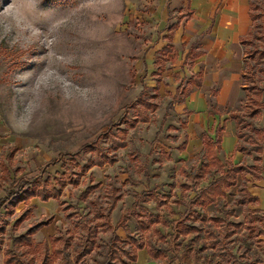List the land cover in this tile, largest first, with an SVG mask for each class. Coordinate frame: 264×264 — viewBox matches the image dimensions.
I'll use <instances>...</instances> for the list:
<instances>
[{
  "label": "rangeland",
  "instance_id": "1",
  "mask_svg": "<svg viewBox=\"0 0 264 264\" xmlns=\"http://www.w3.org/2000/svg\"><path fill=\"white\" fill-rule=\"evenodd\" d=\"M161 6L160 0H0V116L6 133L0 160L17 150L10 180L2 178L0 169V198L6 195L13 177L34 181L81 175L80 185H68L58 200L42 202L35 198L28 205L20 204L8 217L2 210L0 227L5 232L0 234L4 240L0 264H6L4 250L11 247L9 240L42 222L50 224L33 236V247L63 237L71 241V253L83 240L85 227L94 228L97 245L81 264H136L132 261V240L158 249L169 248L166 258L153 264L175 256L177 264H255V253L264 259V236L257 237V232L248 228L249 209L254 206H231L238 195L236 188L204 209L215 218L228 209L235 211L229 220L241 228L229 239L224 238L227 251L213 246L211 237L204 234L208 231L206 223L195 224L203 231L200 238H194L196 233L174 235L172 222L180 218L184 204L194 196L193 176L204 161L203 131L211 132L218 121L208 114L211 108L207 107L208 103L216 104L217 95L210 94L199 76L194 80L192 75L199 68L208 75L215 69L223 71V76L237 73L236 98L224 116L231 120L229 113H243L246 104L239 74L245 57L241 46L230 45L235 71L220 61L210 68L204 58L183 64L190 45L208 49L211 37L206 30L211 20L217 22V14H210L208 24L192 34L185 29L179 32L176 59L157 75L156 60L167 33V21L158 16ZM174 22L172 19L169 25ZM158 83L159 109L151 115V121L129 128L127 147L110 152L116 158L114 165L94 166L83 173L81 167L90 157L87 147L97 143L108 150L112 135L128 128L135 117L132 104L146 87L150 88L146 99L152 100ZM182 83L185 93L164 120ZM213 87L219 93L222 84ZM256 123L264 127V112ZM185 141L188 145L183 150ZM254 155L248 159L249 166L255 164ZM95 185L99 187L87 199H80L87 187ZM113 189L120 196L111 215L114 225L123 212L132 209L137 196H151L152 200L142 202L144 210L130 217L126 230L105 233L98 227L101 220L94 215L96 209L104 211L108 207ZM30 207L31 217L15 226ZM141 221L151 227L141 229ZM221 228L214 223L211 231L217 233ZM116 236L129 244L123 246L125 254L117 251V257L111 259L115 246H121L114 244ZM21 249L27 251L28 247L23 245Z\"/></svg>",
  "mask_w": 264,
  "mask_h": 264
},
{
  "label": "trees",
  "instance_id": "2",
  "mask_svg": "<svg viewBox=\"0 0 264 264\" xmlns=\"http://www.w3.org/2000/svg\"><path fill=\"white\" fill-rule=\"evenodd\" d=\"M191 14L188 0L185 11L176 16L177 22L169 26V33L164 37L168 41V44L160 51V56L157 59V75H162L166 71V64L172 60L170 55L174 52L172 42L175 30L178 29L180 22ZM250 18L252 25L248 34L241 39L246 56L243 74V90L246 96V104L243 113L233 111L230 114V118L235 120L238 129L236 151L243 153L247 157L256 154L255 164L253 166L246 164L236 165L231 159H222L224 156L222 149L224 125L218 124L213 130V135L205 132L203 134L204 161L196 169V173L193 176L194 185L196 186L195 196L184 204L186 210L180 215V218L172 222L173 228L175 229V236H187L190 233H196L197 235L194 238H200L203 233L202 229L195 226V224L197 222L206 223L208 231H205L204 234L211 237L214 247L220 246L224 252L227 251L224 238L229 239L236 234L237 228H241L240 224H235L229 220V217L234 215L235 211L228 209L223 212L222 217L215 218L209 217L204 209L225 198L231 188L237 185L239 175L243 176V181L239 187L238 195L235 197L231 206L247 207L257 203L258 198L253 196L248 189V184L250 183L248 175L254 179H259L262 173H264V127L258 126L256 123V119L264 111V0L250 1ZM201 55L202 53L199 51L190 50L185 59L189 61ZM159 88L160 83L154 88L156 93L151 97L152 100L146 99V93L150 88H144V91L140 94V98L131 106L134 110L135 117L130 119V121L128 119V128L121 129L115 135H112V143L108 150H105L97 143L87 147V150L90 152V157L87 163L81 167L83 173H86L94 166L103 168L107 164L114 165L116 163V158L110 156V152L116 153L118 150L127 147L125 139L129 128H135L140 123L147 124L151 121V115L159 109V105L156 103L159 97ZM185 89L186 87L183 83L178 87L173 100L167 107L164 120L180 101V96L185 93ZM212 107L215 114H221L216 107L213 105ZM185 146L186 144L181 148L185 149ZM16 153V149L11 150L6 154L3 161H1L2 178H6L5 180H10V176L13 174L10 166L13 164ZM202 180H206L208 182L207 185L202 186ZM80 181V174H76L75 178L49 176L47 179L38 178L34 181L13 177L10 185L5 189L6 195L0 198V221H2L3 216L1 213L3 209L5 210V215L8 217L15 214L16 208L20 204L25 203L28 205L35 198L42 202H49L52 199L58 200L68 185L79 186ZM98 187L99 185L87 187L80 194V199H87ZM112 192L108 207L104 211L96 209L94 215L95 219L101 220L98 227L105 233L116 229L126 230L130 217L137 216V210L139 212L144 210L141 205L142 202H150L152 200L151 196H137L132 209L123 212L118 223L114 225L111 215L120 200V196L117 195L116 189H113ZM32 213L33 209L30 207L16 221L15 226L24 223L31 217ZM249 217V230L252 233L257 232V237L264 236V217L260 215L259 211L254 209H249ZM214 223L222 227L220 229L221 231L217 233L214 230L211 231L212 224ZM49 224L50 222L36 224L24 235L11 238L9 240V242L11 241V247L8 246L4 250L6 264H81L84 258L89 256L93 252V248L97 245L96 231L93 230L94 228L92 229V227L86 226V234L83 240L79 247L72 253L70 251L72 248L71 241L65 240L63 237H55L50 242L44 240L39 245L33 247L35 243L33 236ZM261 225L262 227L260 229ZM139 226L143 230H148L151 224L141 221ZM4 232L5 228L3 226L0 227V234ZM113 241L115 245L121 244V246H115L114 250L110 253L111 259L117 257V251L123 254L125 252L123 246L129 244L127 240L123 241L119 236H116ZM3 244L4 240L0 235V252ZM23 245L28 247L27 251L21 249ZM260 245H263V241L260 242ZM143 249L148 251L153 260L166 258L169 251V248L158 249L152 245L149 246L137 240H132L131 250L133 251V262H137L138 252ZM249 250L247 249V251ZM28 255H32V257L29 258ZM255 255V264H264V259L258 253H255ZM231 258L236 259L233 255H231ZM175 260L176 256L173 260H169V262H175Z\"/></svg>",
  "mask_w": 264,
  "mask_h": 264
},
{
  "label": "crops",
  "instance_id": "3",
  "mask_svg": "<svg viewBox=\"0 0 264 264\" xmlns=\"http://www.w3.org/2000/svg\"><path fill=\"white\" fill-rule=\"evenodd\" d=\"M250 1L251 0H189V9L192 12V14L184 18L180 22L178 29H176L174 32V38L172 42L174 46V52L170 55V57L172 58L170 62H174V60L176 59V52L179 50L177 44V41L179 42V44L181 41L179 32L181 33V31L185 29L186 32L192 34V32L195 29L197 28L200 29L204 27L206 24H208L207 20H209L210 14L214 15L216 13L217 14L216 24L214 20H211L206 30V33H210V37H211L209 40L208 49L195 48L193 45H190L188 47L186 54L184 55L183 64L185 65V63L188 62L195 63V61L204 58L207 61L210 68L217 65L218 61H220L224 65L227 66L229 65V67H231V69H229L230 71H235L237 66L233 64L235 61V57H234V51L230 49V45H236V46L239 45L242 47V54L245 57L242 59L244 61V65L242 63V69L239 72L242 78L241 89L243 90V74H244L246 56L244 54V47L241 44V39L248 34V31L252 25V21L250 18ZM187 3L188 0H160V4L162 6L159 9L158 16L160 18H164L167 21L166 24L167 33L163 36V39L166 41V44L161 48V50L168 44V41L164 37L169 33L170 21L172 19H175L177 22L176 16L185 11L187 7ZM190 50L199 51L202 53V55L198 58H193L190 59L189 61H186L185 59L186 55L190 52ZM222 72L221 71L216 72L215 69L213 72L209 73L208 75L205 73V71L202 68H199L198 71H196V73L192 75L194 80H196V78L199 76L200 80L207 85L210 94L217 95L216 104L208 103L207 107L211 108L208 114L215 115L218 118V121L211 128V132L209 130H205L203 131V134L205 132H208L211 135H213V130L218 124L224 125L225 130L223 131V139H222V149L224 156L222 157V159L223 160L231 159L236 165H242V164L249 165L248 159L255 155L247 157L243 153H239L236 151V146L238 144L237 124L235 120H233L232 118H230L231 120H228L227 117L226 118L224 117L226 114V110L229 108L230 104H232V102L236 98V94H237L236 85L238 81L237 79L238 75L237 73H235L232 74L231 76L230 75L223 76ZM216 83L222 84V89L219 91V93H217L213 87V84ZM212 105L220 111L221 113L220 115L214 113V109ZM231 113L232 112L229 113V117ZM203 134H202V145H203ZM4 135H6L5 126L0 116V148L2 149L4 147V143H2V139ZM184 144H186L185 146L186 149L188 145L187 141H185L183 145ZM203 151H204V146H203ZM3 159L4 158H1L0 160L1 176H2L1 161H3ZM239 176L237 180L238 181L237 185L232 187V188H236V190L238 191L241 182L243 181V176L241 181L239 179ZM249 179H250V183L248 184V189L253 196H256L258 198V202L252 204L254 206L253 208L254 210L259 211L260 214H262V216L264 217V173L261 175L259 179H254L252 178V176ZM194 196H195V192H194ZM153 263L154 260L150 257L146 249L140 250L138 252V259L136 264H153Z\"/></svg>",
  "mask_w": 264,
  "mask_h": 264
},
{
  "label": "built area",
  "instance_id": "4",
  "mask_svg": "<svg viewBox=\"0 0 264 264\" xmlns=\"http://www.w3.org/2000/svg\"><path fill=\"white\" fill-rule=\"evenodd\" d=\"M157 264H177V263L169 262V261H160V262H157Z\"/></svg>",
  "mask_w": 264,
  "mask_h": 264
}]
</instances>
